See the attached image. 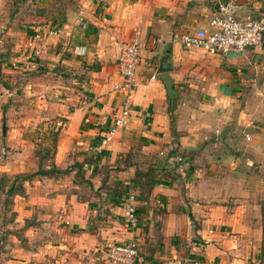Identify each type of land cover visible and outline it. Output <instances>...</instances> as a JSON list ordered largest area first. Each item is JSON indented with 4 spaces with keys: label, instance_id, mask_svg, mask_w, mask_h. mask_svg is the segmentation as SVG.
<instances>
[{
    "label": "crops",
    "instance_id": "1",
    "mask_svg": "<svg viewBox=\"0 0 264 264\" xmlns=\"http://www.w3.org/2000/svg\"><path fill=\"white\" fill-rule=\"evenodd\" d=\"M224 1H33L32 25L21 33L20 41L16 36L20 49L12 60L29 69L40 63L59 66L72 79L65 91L68 101L75 94L82 100L67 120L70 134L101 138L124 100V94L113 89L121 80L117 69L121 43L141 28L146 45L139 52L129 126L102 151L94 148L100 165L121 159V168L111 177L124 192H110L109 202L101 203L110 213L108 224L91 225L95 210L88 200L66 192L38 196L35 181H23V190L20 187L13 195L11 204L15 225L24 226L23 241L10 240L2 264H110L105 258L108 246L132 235L139 239L140 264H165L172 256H189L205 264L259 261L264 38L243 53L215 54L171 41L175 32L209 28L210 17ZM234 1L242 5L240 19L264 16V0ZM57 28L61 34H49ZM153 38L159 42L151 43ZM29 40L38 58L27 59ZM152 74L155 80L150 79ZM62 76L58 73L56 81ZM50 92L41 95L49 97ZM26 131L13 127L3 135L9 144L21 143L30 150L32 136ZM134 141L140 143L138 156L150 160L148 167L157 172L151 188L133 182L141 167L137 160L124 165ZM19 164L8 162L0 168L11 175L23 173V163ZM129 191L137 199L139 224L134 233L123 216ZM43 230L45 236L40 234Z\"/></svg>",
    "mask_w": 264,
    "mask_h": 264
},
{
    "label": "rangeland",
    "instance_id": "2",
    "mask_svg": "<svg viewBox=\"0 0 264 264\" xmlns=\"http://www.w3.org/2000/svg\"><path fill=\"white\" fill-rule=\"evenodd\" d=\"M33 1L0 0V167L4 166L5 163L15 162L19 167V163H23L22 168L25 169L23 173L11 175L3 172L0 168V183L4 185L3 189H0V264L5 258V248L7 247V251L10 250L8 247L10 240L16 238L23 241L24 226L15 225V213L11 211L14 194L8 195L6 186L14 183L13 177L16 174L30 175L38 170L37 151H41L42 147H49L48 157L44 159V168H49L54 163L59 169L66 170V173H60L56 176L37 174L27 180L29 182L35 181L33 186L36 187L38 196H50L57 192H66L67 194L74 193L79 200H88L89 204L94 205L95 210L89 219L93 227L96 225L97 228L101 224H108L107 216L110 213L101 205L102 202H109V199L107 200L108 194L110 192H124L122 186L116 184L111 177L121 168L119 165L121 159L119 162L115 160L100 165L96 161L99 156L94 149L100 139H94L91 135H79L78 132L70 134L67 131V120H70L73 109L79 107L82 100L77 99L79 95L75 94L73 103L68 101L65 91L67 85L73 84L72 79L65 77L59 66L50 67L45 65L47 63L39 62L41 65L37 64L35 66L37 69H29L21 61L12 60L18 56L20 49L15 43L16 36H19L20 41L21 33L27 31V28L32 25L33 18L30 13ZM37 55L34 56L38 58ZM36 58H34L35 61ZM21 65L23 66L21 67ZM54 73L57 75L62 73L63 80L57 82V75ZM76 78L78 80L80 77L77 75ZM45 86L51 88L48 89ZM48 90L51 91L49 97L46 94L41 95L43 91L48 92ZM262 99L264 105V95ZM29 121L33 125H23L22 123ZM20 122L22 124H18ZM59 125L61 129L55 150L52 145V131L55 126ZM82 126H80V134L83 132ZM13 127L25 128L27 130L25 133L32 136L33 142L30 150L24 149L25 146H22L21 143L9 144L3 132H7ZM90 136L93 139L88 141ZM139 150L140 143L134 141L126 155L129 154L130 158L137 160L141 169L148 168L151 161L138 156ZM154 160L155 157L152 158L153 163H155ZM158 160L162 162L161 159ZM167 164L169 163L167 162ZM262 175L264 179V165L262 166ZM22 183L23 180L15 181L16 192H20L21 188L23 190ZM262 197L264 203V191ZM98 204L100 205L98 206ZM100 221L103 222L100 224ZM45 232L43 230L40 234ZM43 236L45 235L43 234Z\"/></svg>",
    "mask_w": 264,
    "mask_h": 264
},
{
    "label": "built area",
    "instance_id": "3",
    "mask_svg": "<svg viewBox=\"0 0 264 264\" xmlns=\"http://www.w3.org/2000/svg\"><path fill=\"white\" fill-rule=\"evenodd\" d=\"M242 5L234 0H225L219 3L217 10L209 20V28L199 27L193 30L178 31L172 34L171 41L180 44L188 50H203L205 52L243 53L246 49L258 46L264 38V16L257 18L240 19L238 13ZM60 29H51L49 34H61ZM37 36V35H36ZM157 39L151 43L157 44ZM121 50L117 58V69L121 80L114 84L113 89L124 94V100L112 124L101 136L96 150L102 151L130 124L132 115V93L138 86L136 70L139 64V52L146 45V38L141 28H135L133 33L121 43ZM27 59L37 54L32 40L26 43ZM151 80L156 75L150 76ZM178 160H181L179 157ZM124 221L130 231L134 233L139 224L137 213V199L134 192L129 191L124 203ZM139 239L132 235L127 241L114 243L105 251V258L110 264H140ZM165 264H205L200 259L189 256H172Z\"/></svg>",
    "mask_w": 264,
    "mask_h": 264
},
{
    "label": "trees",
    "instance_id": "4",
    "mask_svg": "<svg viewBox=\"0 0 264 264\" xmlns=\"http://www.w3.org/2000/svg\"><path fill=\"white\" fill-rule=\"evenodd\" d=\"M61 129V126H55L54 130L52 131V145L56 150V142H57V137L59 134V131ZM44 152H43V151ZM41 151H37V156L39 159V167L38 170L35 171L33 174H16L13 177V182L12 184H10L9 186H6V192L8 195H13L16 194L17 192L15 191V181L16 180H27L35 175H50V176H56L57 174L60 173H66V170H61L59 169L54 163H52L49 168L46 167L44 168V159L48 157V153H49V147H42ZM132 158H130L129 154L124 158V165H132ZM157 172H155V169L152 167H148L146 170H141L140 168H137L135 170V175H134V179L133 182L135 183H143L145 184V186H147L148 188H151L152 186V181L154 180V178L156 177ZM140 184V185H141ZM3 184L0 183V189H3ZM121 193V192H120ZM118 193V194H120ZM261 220H262V240H261V246H260V250H259V261L256 262H249V263H245V264H264V203L262 204V208H261Z\"/></svg>",
    "mask_w": 264,
    "mask_h": 264
},
{
    "label": "water",
    "instance_id": "5",
    "mask_svg": "<svg viewBox=\"0 0 264 264\" xmlns=\"http://www.w3.org/2000/svg\"><path fill=\"white\" fill-rule=\"evenodd\" d=\"M160 67H162V64H160Z\"/></svg>",
    "mask_w": 264,
    "mask_h": 264
}]
</instances>
